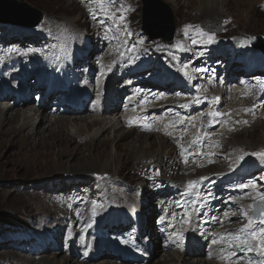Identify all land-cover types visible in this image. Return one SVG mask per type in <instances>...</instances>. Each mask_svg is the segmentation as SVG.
I'll use <instances>...</instances> for the list:
<instances>
[{"label": "bare ground", "instance_id": "1", "mask_svg": "<svg viewBox=\"0 0 264 264\" xmlns=\"http://www.w3.org/2000/svg\"><path fill=\"white\" fill-rule=\"evenodd\" d=\"M47 1L78 7L84 25L77 24L76 19L70 23L57 13L46 14L35 30L23 34L34 44L32 48L22 53L12 52L10 46L6 54V47L0 50V125L11 128L18 122L13 138L22 141L25 132L32 133L30 139L25 138L26 144L32 141L33 148H53L65 154L72 152L73 144L87 147L106 139L108 132H117L119 141L137 136L131 138V144L138 142L157 149L141 153L138 158L132 156L128 173L121 168L111 173L94 172L105 175L102 180L94 179L93 173L81 177L61 174L21 183L12 198L26 199L33 211L6 209L2 214L27 215L33 224L32 233L38 236L44 230L43 239L32 248L30 242L37 240L34 237H28L20 246L6 242L7 254L0 255V264H149L148 248L152 244L165 252L154 264H264V255L256 251L260 250L261 240H250L253 232L262 238L264 228L246 227L247 217L237 208L243 192L223 187L263 178L260 188L264 193V156L257 155L264 153V147L243 145V139L232 143L237 136L264 126V87L248 84L251 77H240V83L234 85L236 76L264 71V56L251 47L252 41L246 40L249 32L245 33L247 38L242 37L251 26L243 27L238 14L219 10V15L208 16L198 12L199 7L180 8L178 0H170L179 20L177 41L166 50L155 51L134 32L132 20L121 26L102 12L98 8L100 0ZM124 1L128 4L130 0ZM243 1L264 17V0L239 3ZM202 4V8L207 6ZM195 36L208 45L193 43ZM93 39L96 47L91 43ZM156 62L165 75L154 76L159 72L151 70ZM144 70L151 72L137 77ZM114 85L119 87L113 89ZM137 87L143 92L133 95ZM151 87L155 91L147 90ZM18 88L21 93L15 95ZM201 90L206 93L200 94ZM148 92L156 95L149 96ZM34 94L41 96L38 106L30 104ZM206 95H219L218 103L210 104ZM57 96H63L65 106L79 103L74 113L85 109L86 114H67L63 106L53 107ZM46 102L50 108L44 107ZM213 106L223 108L214 120L186 119ZM10 114L13 116L7 121ZM215 126L221 127L211 136L209 131ZM0 132L5 133L4 129ZM208 137L212 139L207 142ZM186 138L192 139L188 143ZM6 142L0 139V151ZM181 144H188L184 156L178 152ZM192 148L199 152L189 153ZM205 148L210 151L204 152ZM245 168L260 171L261 176L245 175L242 179ZM85 183L91 187L86 199L68 197L70 191ZM186 183L191 185L189 191L180 192L187 188ZM247 189V197L259 195L255 184ZM237 196L241 198L232 200L231 205L223 204V200ZM144 199L149 203L145 216L140 214ZM156 204L160 211L152 208ZM228 205L229 213L224 215ZM136 214L138 219L144 218L141 227ZM130 222L132 226L127 228ZM100 223L105 232L97 231L93 239L89 238V231ZM155 225L163 230L164 237L161 233L157 239L150 237ZM81 234L84 239H80ZM133 234L136 242L131 244L128 236ZM52 236L53 245L48 242ZM145 238L154 241L150 245ZM38 248L42 257L36 253ZM196 253L202 257H191ZM98 256L101 260L96 261Z\"/></svg>", "mask_w": 264, "mask_h": 264}, {"label": "rangeland", "instance_id": "2", "mask_svg": "<svg viewBox=\"0 0 264 264\" xmlns=\"http://www.w3.org/2000/svg\"><path fill=\"white\" fill-rule=\"evenodd\" d=\"M16 1L24 2L27 5L31 6L32 8L40 11L43 18L41 22L39 23V25L45 19L46 14L50 16L55 13L59 14V17H61L62 19L68 20L70 23H72L76 19L77 24L81 26L84 25V22L82 20V17H83L82 12L79 10L78 7L72 5L71 3H65V2L63 3L62 1L61 4H52L51 2H48L47 0H16ZM160 1L166 3L173 14V21H174V35L173 36L174 37H173V43L170 46L163 45L161 43V39L149 40V37H147L148 35L145 36L142 33V31L140 30L142 4L139 0H130L128 4L124 0H100V3L98 4V8L102 12H104L106 15H108L109 17L115 18L117 22L121 24V26H126L127 23L130 20H132L135 26L134 32L139 33V36L143 40L145 38V42L150 44L151 47H153L152 48L153 50L155 48V51H158L161 49L166 50L167 48L176 44L177 33H178V28H179V20L178 18H176L177 16L175 13L176 9L174 10V8L172 7L173 4L171 3V1L170 0L169 1L160 0ZM177 2L180 8H187V7H197L198 8L199 7L198 12L202 14L207 13L208 16L219 15L220 14L219 10L226 11L229 14H238L239 16L237 18L243 20V27H248L249 25L251 26L250 29H247L246 31L242 33V37L247 38L245 33L249 32L248 34L250 35V37L247 38L246 40L253 41L254 37L256 36H261L264 38V17L254 13L253 6L244 1L242 3H239V0H215V1L214 0H178ZM221 2H224V5H221ZM202 3H205L207 6H204L202 8V6L204 5ZM23 11L27 13L26 10H23ZM64 11L66 14L62 13ZM67 15L71 16V18H67L66 17ZM243 16L250 18L252 21L254 19H257L258 22H256L255 24L252 21L248 23L243 18ZM39 25H37V27ZM11 26H16L17 29H13L11 28ZM11 26L10 24L0 23V50L3 47H6L5 52H4V54H6V50L9 46L12 49V52H19V53L24 52L28 48H32L34 44L27 37V35H23V34L25 32L29 34V31L35 30L37 27L30 29L20 24H11ZM105 35L107 38L108 37L110 38V34L106 31H105ZM106 37L103 35L102 36L103 40H105ZM94 41L96 40L94 39L91 40V43H94V47H96ZM192 41L196 45H202V46L208 45V42L204 41L200 36L193 37ZM127 42L128 40L124 42V45H126ZM126 54L127 53L125 52L124 55ZM140 64L142 63H137V66ZM127 65L128 64H125L124 67L125 68L128 67ZM234 67L235 65H232V69H234ZM151 70L153 71L155 70L153 73H157L158 72L157 70H159V72L154 76L161 77L162 75H165V72L164 70L161 69V64L159 62H156L154 64V67ZM151 70H144L137 77L144 76L148 74L149 72H151ZM12 72H14V70H12ZM221 75L222 74H220V76ZM252 75H254V77H251ZM252 75L245 76V77H251L250 78L251 81L248 82V84L254 85L256 83H259L264 87V71H255L252 73ZM237 77L239 76H236L235 78ZM237 83H238L237 81L234 82V85H237ZM114 86L112 87L113 89L119 87V86H115V87ZM112 88L109 89V91L113 90ZM140 89H141L140 87L136 88L134 90L133 95H135V91L137 93L139 92L142 93ZM147 89H151L152 91V89L155 90L156 88L151 87ZM15 90H13L12 92H15ZM20 93H21V90L20 88H18L15 92V95H19ZM203 93H206L205 90L200 91V94H203ZM148 95L152 96L153 94L148 93ZM204 98L212 105L217 104L219 101V95H214V96L206 95V97ZM62 99H63V96H57L53 101V107L63 106L64 108H66L68 112L67 114H71V113L80 114V115L86 114L85 109H82L84 111L81 113L79 112L74 113V110L77 108L79 103H74V106L70 104L65 106L64 100L62 101ZM29 101H30V104H34V106H38L39 104H41L40 102L41 96L38 94L36 95L34 94L32 95L31 98H29ZM44 107L50 108L51 104L49 102H46L44 104ZM222 109H223L222 107L217 108L216 106L209 107V108L205 107L202 110L198 112H194V114L189 115L188 117H186V119L189 121L201 119V121L203 122L209 119L214 120L217 113L221 111ZM28 110H31V109L28 108ZM202 114H204V116ZM12 116L13 114L7 115L6 120L7 121L10 120ZM135 121L137 122V120ZM17 125H18V122L14 123V126H12L11 128H7L6 126L0 125V130L4 129L5 131V133L0 132V139L2 138L7 139L6 144L3 145V148L0 151V188L2 185V189H3L2 191L0 190V253H1L0 255H3L4 253L7 254L8 248L4 246L6 242L8 243V245L13 244V246L15 245L20 246L24 244L25 239H28V237H32V239L34 237L37 240L34 239V241L30 242L31 243L30 248H32L34 244L37 243V241L39 240L42 241L43 239L42 236L44 235V230L38 236H35L34 233H32V231L34 230L33 224L29 221V218L27 215H24L21 213H12L8 215H3L6 209L8 210L25 209L26 211H33L34 209L33 206L31 205V203H28L26 199L12 198V194H14L13 192L14 191L16 192L17 190L20 189L22 185L21 183L35 180L37 179V177L43 176V175L58 176L61 174H69V175H76V176L78 175L79 177H81V176H85V175H89L90 173L91 174L93 173L92 177L93 178L95 177L94 179L102 180L105 177V175H97L94 172L100 173L101 171H104L101 173H111L110 171L115 172L116 169L119 170L121 168V169H125L128 173L131 167V162H132L131 157L132 156L135 158H138V156H141V153L152 152V151H156L157 149V148L155 149L153 146H150V145H147L148 147H146V145H144L143 143H138V142L131 144L132 142L131 138H136L137 136L130 135L126 140L122 139L121 141H119L115 137L117 132H115L116 134H113L114 132H108L105 135L107 140L101 139L99 141H96L94 144L88 145L87 147H79L78 145L73 144L70 147V150H72V152L70 154H65V153H62L63 151L53 149V148L52 149L33 148V146L32 147L30 146L32 141L26 144L24 142L25 138L31 137L32 133L25 132L24 133L25 138L23 137L24 139H22V141L19 139V137L13 138L11 134H13L12 131L16 130ZM220 127L221 126L213 127L209 131V134L211 136L215 135V133L220 129ZM42 128H40V130L38 131L42 132L43 131ZM7 129H10V131H7ZM63 135H64V132H63ZM64 137H67V136L64 135ZM236 138L232 140L233 144H238L241 141V139H243V142H242L243 145L248 144V146H251V147H256V146L264 147V126H259L258 128L252 130L251 133L244 134L242 136H237ZM191 139L192 138H186V141L189 143ZM210 139H212V137H208L206 141L208 142L210 141ZM69 140L72 141L71 139ZM111 140L113 141L112 143H110ZM105 144H106V147L102 146ZM187 145L188 144H181L179 146L181 150H179L178 152H180L182 156H184L183 153H184V150H186L185 148ZM98 146L102 148L103 150H99L97 148ZM142 147H145L143 151L140 150L142 149ZM203 151L208 152L210 151V149L205 148L203 149ZM198 152L199 151L195 148H192L189 150V153L191 154H197ZM83 172L85 173L82 174ZM242 172H243L242 177H241L242 179L245 175L251 176V178L255 176L256 177L261 176V172L254 170V169L251 170V169L245 168ZM227 173H229V171L225 172L224 174H227ZM247 173H250V175H247ZM183 178L186 179V177H183ZM253 179L252 181H247L243 185H240L239 183L237 186L231 185V186H223V187L226 189H231L236 193H238L237 189H240L243 192V198L241 200L240 205H238L237 208L238 210H240V212H242L243 216L247 217L245 226L246 227L258 226V227L264 228V223L255 222L253 221L251 217V214L253 211L252 209L253 204L256 203L257 205L264 206V199H262V197H264V193H263V189L260 188V186L263 185L262 183L263 178L261 181H258L255 178ZM253 184L256 185L257 187L256 191L259 192V195L256 197L250 198V197H247L249 193V189H247V187ZM186 185H187V188L180 192L184 193L186 191H189L190 186L187 183ZM90 191H91V187L88 185V183L81 184L74 191H70L68 197L71 196V198L75 200H83L88 197V195L90 194ZM7 196L9 198H7ZM240 198L241 196H237L236 198L225 199L223 200V204L224 205H227L230 203L232 204L231 202L232 200H239ZM230 205H228L225 208L224 215L229 213L228 207ZM142 208L143 209L140 210V214L141 215L144 214L145 216L149 208V203L145 199H144V203L142 204ZM152 208L156 211H160L161 209V207L157 204L152 206ZM137 214H136V219H138ZM143 219H138V222H137L138 226L141 227L143 225L142 224ZM250 220L252 221L251 224H249ZM232 221H235V220H232ZM157 222H158V219L156 220V223ZM131 226H132L131 222L127 224V228ZM70 228H71L70 225L67 226V228L65 229V232L68 233ZM154 228L155 229H153V232L155 233L152 236L150 235V237H154V239H157L158 238L157 234L161 233V230L159 226H156V225L154 226ZM136 229L138 228L136 227ZM101 230L102 232H105L102 223H100L97 227H94L92 230H90L88 237L93 239L95 237L93 233L97 231L100 232ZM83 236L84 235L81 234L80 239H84ZM135 236H136L135 234L128 236L129 243L134 244L136 242V239H134ZM154 239L145 238L146 242L149 243L150 245L154 241ZM261 239H262L261 237L259 238L257 236H256V239H253V236L250 235V240L252 242H258ZM40 241L38 243H40ZM48 242L51 245H53L55 243V237L54 236L49 237ZM154 247L158 252L153 253ZM37 250H38L36 252L37 255L39 257H42L43 254L41 253V248L40 249L38 248ZM167 251L170 253L174 252V250H170V249H168ZM256 251L264 255V252H261L257 248H256ZM148 252L150 256L149 264H154V262L157 259H160L161 256L165 254V252L162 251L161 247L156 246V245L154 246L153 244L149 246ZM55 257L57 258V261H58L59 255H56ZM191 257H194V258L202 257V255L196 253L195 255H192ZM100 258L101 257L98 256L96 258V261H99Z\"/></svg>", "mask_w": 264, "mask_h": 264}, {"label": "water", "instance_id": "3", "mask_svg": "<svg viewBox=\"0 0 264 264\" xmlns=\"http://www.w3.org/2000/svg\"><path fill=\"white\" fill-rule=\"evenodd\" d=\"M141 8V30L148 35L149 40L161 39L170 46L173 43L174 21L168 5L160 0H139ZM26 10V14L23 13ZM43 16L37 9L24 2L16 0H0V23L20 24L28 28L36 27ZM252 46L264 54V40L257 36ZM253 219L256 222L264 220V206L253 205ZM262 223V222H261Z\"/></svg>", "mask_w": 264, "mask_h": 264}, {"label": "snow or ice", "instance_id": "4", "mask_svg": "<svg viewBox=\"0 0 264 264\" xmlns=\"http://www.w3.org/2000/svg\"><path fill=\"white\" fill-rule=\"evenodd\" d=\"M211 39H212V37H209V40H211ZM257 155L264 156V153H257ZM262 199H264V197H262ZM261 222L264 223V220H262ZM251 223H252V221L250 220L249 224H251ZM241 231H245V230L241 229ZM256 235H257L256 233H254V232L252 233L253 239H256ZM215 242L216 241H213V243H215ZM260 251L264 252V229H262V239L260 241Z\"/></svg>", "mask_w": 264, "mask_h": 264}]
</instances>
